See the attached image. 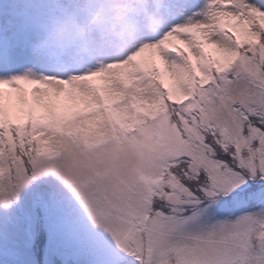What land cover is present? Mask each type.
<instances>
[{
	"label": "snow or ice",
	"instance_id": "6c2138e0",
	"mask_svg": "<svg viewBox=\"0 0 264 264\" xmlns=\"http://www.w3.org/2000/svg\"><path fill=\"white\" fill-rule=\"evenodd\" d=\"M0 264H264V0H0Z\"/></svg>",
	"mask_w": 264,
	"mask_h": 264
}]
</instances>
